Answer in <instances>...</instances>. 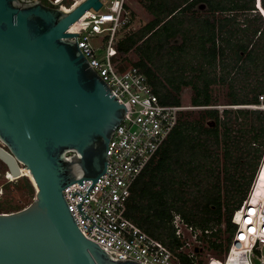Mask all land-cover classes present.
Here are the masks:
<instances>
[{
  "label": "trees",
  "instance_id": "obj_1",
  "mask_svg": "<svg viewBox=\"0 0 264 264\" xmlns=\"http://www.w3.org/2000/svg\"><path fill=\"white\" fill-rule=\"evenodd\" d=\"M141 1L152 19L117 42L113 60L116 51H136L140 56L133 65L154 79L162 103L182 104L183 87L190 86L192 105H214L215 83L228 85L230 104H258L259 94L264 100V0ZM263 154L264 110H185L134 183L126 215L162 241L180 264L195 260L180 251L175 214L201 230L204 243L223 257L236 229L233 215ZM26 177L14 184L33 194Z\"/></svg>",
  "mask_w": 264,
  "mask_h": 264
},
{
  "label": "water",
  "instance_id": "obj_2",
  "mask_svg": "<svg viewBox=\"0 0 264 264\" xmlns=\"http://www.w3.org/2000/svg\"><path fill=\"white\" fill-rule=\"evenodd\" d=\"M101 6L0 0V142L38 187L29 205L0 213V264H140L84 236L63 192L106 172L126 113L67 31Z\"/></svg>",
  "mask_w": 264,
  "mask_h": 264
},
{
  "label": "built area",
  "instance_id": "obj_3",
  "mask_svg": "<svg viewBox=\"0 0 264 264\" xmlns=\"http://www.w3.org/2000/svg\"><path fill=\"white\" fill-rule=\"evenodd\" d=\"M40 1L68 11L77 0ZM101 1L99 10H88L84 17L79 18L75 28L71 29V25L67 31L77 34L83 54L112 93L126 106V113L109 141L106 172L96 182L84 179L69 184L63 191L64 196L84 236L98 243L116 259H133L140 264H180L177 255L129 219L126 212L134 183L188 107L162 103L154 79L137 66L119 68L113 60V48L119 31L132 26L133 14L128 0ZM97 35L107 37L101 47L92 43V37ZM250 106L264 109V104ZM263 169L264 156L243 203L233 215L236 229L223 257L213 254L208 241L204 243L201 230L187 223L180 214L174 215L175 233L182 242L180 251L195 260V264H264ZM211 232L205 231L207 234ZM204 252L207 258L202 261L200 255Z\"/></svg>",
  "mask_w": 264,
  "mask_h": 264
},
{
  "label": "rangeland",
  "instance_id": "obj_4",
  "mask_svg": "<svg viewBox=\"0 0 264 264\" xmlns=\"http://www.w3.org/2000/svg\"><path fill=\"white\" fill-rule=\"evenodd\" d=\"M128 6L130 7L132 14H133V23L129 29L125 31L123 30L119 31L118 39L116 40L115 45L117 44L119 40L123 39L128 34H131L132 32L136 31L137 29H139L140 27L145 25L149 20L152 19L151 13L145 8L144 3L141 0H128ZM91 40L95 46L101 47L103 46L102 44L107 40V37H105L104 35H97V36H93ZM115 45L113 48L114 53H115ZM139 56L140 55L136 51H130L127 54L116 51V59L120 67L122 66V67L127 68V67L132 66L133 63L139 59ZM240 85L244 86L245 88L244 92H248L249 88L247 86V82H242ZM229 93H230V90H229L228 85L226 84L215 83L212 85V94L214 97L213 103H214V106H216L220 111H222L223 108H232V109L242 108V109H250V110L252 109L264 110L263 108L251 107L250 106L251 104H230ZM192 94H193L192 87L190 86L183 87V90L181 92L182 104L188 107L184 109L183 111L191 110L196 113L201 109H205V107L193 108L194 105H192L191 103ZM261 97H263L262 94H259L260 102L258 104L260 105L264 104V102H262L261 100L262 99ZM0 146H2L1 143H0ZM263 156H262V159H263ZM262 159L260 160L257 171L259 170L261 166ZM8 170H9L8 164L0 158V213L7 212V211L8 212L16 211V210H19L17 209L18 207H22V208L26 207L34 199L35 192H36L34 185H33L34 193L30 194L27 192L26 188L21 183L18 185L14 184L18 180H22L26 176H21V177L15 178L14 180L12 179L10 180L9 178H7V175H6V172ZM257 171H256V174H257ZM26 178L29 179V177H26ZM8 182H10L11 185L6 189L5 184H7ZM9 210H12V211H9ZM222 236H223L222 238H225L226 233H223ZM211 251L214 254L213 249H211ZM214 255L216 256V254ZM200 256L202 257V261H205L207 258V254L205 252L202 253Z\"/></svg>",
  "mask_w": 264,
  "mask_h": 264
},
{
  "label": "bare ground",
  "instance_id": "obj_5",
  "mask_svg": "<svg viewBox=\"0 0 264 264\" xmlns=\"http://www.w3.org/2000/svg\"><path fill=\"white\" fill-rule=\"evenodd\" d=\"M77 23H78V21L75 22L71 26V29H74L75 26L77 25ZM2 146H0V158L2 160H4L8 164V166H9V170L6 172L7 178H9L10 180L11 179L14 180L15 178H18V177H21V176H27L32 181V183L34 184V187L36 189H38V187L36 185V182L34 181V178H33V176L30 173L29 168L26 167V166H24V165H22V164L21 165L20 164H17L16 165V163H15L13 157L11 156L10 152L4 147L3 144H2Z\"/></svg>",
  "mask_w": 264,
  "mask_h": 264
},
{
  "label": "crops",
  "instance_id": "obj_6",
  "mask_svg": "<svg viewBox=\"0 0 264 264\" xmlns=\"http://www.w3.org/2000/svg\"><path fill=\"white\" fill-rule=\"evenodd\" d=\"M259 6H260V2H259V4H258ZM261 7V6H260ZM262 8V7H261Z\"/></svg>",
  "mask_w": 264,
  "mask_h": 264
}]
</instances>
